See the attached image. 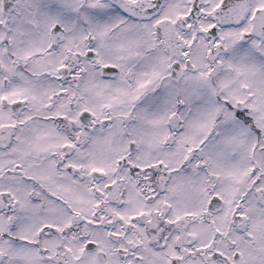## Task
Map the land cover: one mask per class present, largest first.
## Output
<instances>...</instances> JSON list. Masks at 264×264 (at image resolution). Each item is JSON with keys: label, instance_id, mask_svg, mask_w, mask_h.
<instances>
[{"label": "snow or ice", "instance_id": "snow-or-ice-1", "mask_svg": "<svg viewBox=\"0 0 264 264\" xmlns=\"http://www.w3.org/2000/svg\"><path fill=\"white\" fill-rule=\"evenodd\" d=\"M0 264H264V0H0Z\"/></svg>", "mask_w": 264, "mask_h": 264}]
</instances>
